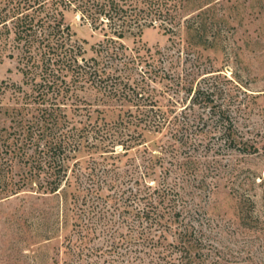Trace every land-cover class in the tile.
Masks as SVG:
<instances>
[{"label": "rangeland", "instance_id": "rangeland-1", "mask_svg": "<svg viewBox=\"0 0 264 264\" xmlns=\"http://www.w3.org/2000/svg\"><path fill=\"white\" fill-rule=\"evenodd\" d=\"M180 18L172 38L147 28L141 36L122 40L128 56L137 48L143 54L148 49L163 53L148 64L124 65L128 57H123L116 68L107 69L115 87L128 95L124 99L103 98L84 84L71 86L74 78L52 64L42 66L45 75L37 69L36 80L27 83L20 51L13 50L15 35L5 36L0 83L13 87L0 96V129L10 125V114L26 99V120L38 114L37 108L53 105L62 108L64 120L78 122L86 117L76 105H91L101 112L100 119L120 124L118 134L124 139L133 136L138 143L128 151L117 145L106 153L82 139V150L69 163L71 187L57 195L0 193V264H181L179 251L171 254L169 246L157 245L160 233L151 220L154 205L161 207L156 190L164 182L175 183L177 175L165 168L179 145L173 146L169 124L154 128L149 119L135 118L145 107L161 109L170 120L182 112L193 119L220 110L232 117L239 139L252 145L251 152L221 150L220 133L209 136L206 155L199 152L200 168H209L211 176L204 191L196 189L200 197L194 202L204 216L203 232L210 244L200 249L194 264H264V0H186ZM65 22L86 58L93 57L92 46L104 39L103 33L78 12L67 11ZM44 80H55L63 90L71 86L70 92L59 97L50 92L40 106L35 97ZM209 87L213 104L205 107L199 101L192 108L195 91L201 89L204 97ZM26 93L33 96L20 102L17 98ZM138 93L144 97L139 103ZM98 114L93 113V120ZM21 171L20 166L13 168V183ZM4 186L0 183V189ZM173 235L174 230L166 231L161 243L169 245ZM113 241L121 243L115 256L104 252Z\"/></svg>", "mask_w": 264, "mask_h": 264}, {"label": "trees", "instance_id": "trees-1", "mask_svg": "<svg viewBox=\"0 0 264 264\" xmlns=\"http://www.w3.org/2000/svg\"><path fill=\"white\" fill-rule=\"evenodd\" d=\"M0 2L5 4L0 7V57L5 48V36L14 33V41L17 45L13 50L20 51L22 73L27 83L36 80L37 69H41V73L45 75L47 72L43 67L52 64L58 67V72H65L66 75L74 78L71 86L77 83L84 84L102 93L103 98L114 100L117 96L124 99L128 95L115 87L117 83L113 82L112 75L108 73L107 76V69L116 68L118 66L116 62L123 57H128V62L124 65L132 62L148 64L149 60L161 53L156 51L153 54L148 49L143 54L142 49L137 48L134 54L128 56L125 52L128 49L122 40L128 36H141L147 28L161 29L165 34L171 35V38L177 35L181 11L186 0H1ZM67 11L80 13L82 20L88 21L96 30L103 33L104 39L92 46L95 54L93 57L86 58L82 45L74 39L75 33L65 22ZM10 23L12 27L9 26ZM9 57L13 58L14 55L10 54ZM44 81L43 84H37V90L40 92L35 100L39 101L40 106L47 103L46 98L50 92H56V97L70 92L71 86H68L69 90H63L55 80ZM11 87L13 86L1 82L0 96ZM21 88L18 87L17 91H21ZM208 90L204 97L201 96L205 94L201 89L195 91L190 102L192 108L199 101L205 107L213 104L211 96L214 92L211 91V87ZM74 92L76 93V90L73 91L71 98L75 95ZM187 92L191 95L192 89L188 88ZM139 95L140 93L136 95L138 103L144 98ZM28 96L33 95L26 93L17 99L22 102ZM27 100L13 110L15 114H10V125L0 129V183L5 184L0 189V193L5 196L26 191L40 195H57L64 191L66 186L71 187L69 163L74 159L75 154L82 150V139L88 140V145L96 146L106 153L114 152L117 145L128 151L133 148V144L138 143V139L133 136L124 139L121 131L118 134L120 124L110 125L105 118L100 119L101 112L98 109L93 110L91 105L84 107L76 105L78 111L85 112L81 116L86 117L78 122L73 119L64 120L62 108H55L53 105L37 108L38 114L33 119L26 120L22 111ZM93 111L99 112L95 120H93ZM166 115L161 109L147 110L145 107V111L135 116L139 121L146 122L149 119V123L154 128H163L169 124L171 137L176 141L173 146L175 147L176 143L179 145L176 146L174 153L171 152L174 161L170 167L165 168L166 173L177 175L175 183L166 185L164 182L161 189L156 190L161 207L154 205L151 210L153 211L151 220L160 233L157 245L165 246V249L169 246L167 250L171 254L179 251L181 264H194L200 249L210 244L203 232L206 225L204 216L194 202L200 195V192L196 191H204L207 179L211 176L209 168H205L202 172L198 154L200 151L207 154L205 149L210 147L209 136L217 133H220L223 139L221 150L251 152L252 145H249L248 141L239 139L235 122L224 110H220L217 114L212 111L209 117L199 115L193 119L185 112H182L181 117L176 114L171 120ZM90 139L95 140L94 143ZM16 166H20L22 171L19 179L13 183L14 176L11 174ZM5 169L8 171L5 172ZM71 172L74 173V170ZM9 184H12L11 188L6 187ZM64 194L66 196V193ZM187 201L194 203L189 205ZM169 230H174V241L169 245H163L161 239ZM120 244L114 241L107 243L104 252L115 256Z\"/></svg>", "mask_w": 264, "mask_h": 264}]
</instances>
